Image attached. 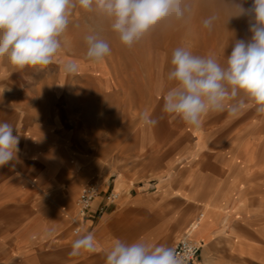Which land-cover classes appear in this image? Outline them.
I'll use <instances>...</instances> for the list:
<instances>
[{
    "label": "rangeland",
    "instance_id": "rangeland-1",
    "mask_svg": "<svg viewBox=\"0 0 264 264\" xmlns=\"http://www.w3.org/2000/svg\"><path fill=\"white\" fill-rule=\"evenodd\" d=\"M221 3L222 0H195L194 14L186 25L158 28L132 49H127L115 34L105 30L103 35L110 44L111 54L100 63L89 62L84 56L83 37L93 19L76 8L63 49L54 63L43 69L19 70L6 59L0 60V107L9 111L17 122L28 125L36 121L37 127L49 126L55 131L63 165L74 166L73 171L65 174L66 182L91 168L90 177L75 193L74 209L87 183L105 184L104 178L112 180L125 174L126 184L122 186L125 192L120 191L123 199L130 189L129 184L137 181L142 167H148L153 172L150 171L149 177H154L155 166L189 161L188 153L195 147L193 142L202 146L198 156L202 163L225 162L232 168L233 194L244 201L243 206L239 204L234 210L244 208V215L234 225L249 229L250 233L246 232L249 241L264 248V166L257 169V178L251 180V163L241 152L245 126L254 119L264 126V119L249 108L237 116H231L227 111L210 113L204 117L201 126L190 127L163 115V101L157 94V84L166 77L176 47H186L198 55H214L223 64L236 40L250 38L249 18L234 17L227 22ZM251 4L252 0H243L245 8ZM213 13H218L220 19L212 30L203 28L202 19ZM70 62L76 63L75 70L68 67ZM145 112L159 118L154 127L142 123L141 115ZM241 115H244L242 120ZM254 132L250 131L247 137H252ZM226 187L220 186L216 190L221 194L216 191L208 200L206 196L210 190L213 194V187L202 184L203 205L196 212L194 223L199 221L201 226L212 209L220 211V200L227 195ZM205 207L210 211L207 212ZM211 224L216 225L213 220ZM71 237L77 236L71 234ZM250 252L252 257L258 258V247ZM230 262L264 264L238 257Z\"/></svg>",
    "mask_w": 264,
    "mask_h": 264
},
{
    "label": "crops",
    "instance_id": "crops-1",
    "mask_svg": "<svg viewBox=\"0 0 264 264\" xmlns=\"http://www.w3.org/2000/svg\"><path fill=\"white\" fill-rule=\"evenodd\" d=\"M0 122L12 124L14 135H19L17 158L0 167V264H105V251L114 238L131 243L142 237L172 247L186 233L201 244L193 264H232L235 257L264 263V248L249 241V229L234 225L244 215V208L234 210L244 201L233 194L232 168L225 162L202 163L198 160L202 146L193 142L195 147L188 153L193 160L189 156L186 162L155 166L154 177H149L153 172L148 167H142L121 202L99 212L102 194L80 220V235L94 230L96 251L69 256L78 237L72 234L73 198L90 177L91 168L66 182L65 174L74 166L63 165L55 131L49 126L37 127L36 121L28 125L17 122L2 107ZM104 180V191L118 189L124 194L125 174ZM202 184L213 187L208 200L220 186H227V195L220 200V211L212 209L193 231L196 212L203 205ZM257 247L259 256L252 257L250 251Z\"/></svg>",
    "mask_w": 264,
    "mask_h": 264
},
{
    "label": "clouds",
    "instance_id": "clouds-1",
    "mask_svg": "<svg viewBox=\"0 0 264 264\" xmlns=\"http://www.w3.org/2000/svg\"><path fill=\"white\" fill-rule=\"evenodd\" d=\"M220 7L227 22L249 18L250 38L236 40L223 64L214 55H198L178 46L172 51L166 77L157 84L162 114L190 127L201 126L210 113L227 111L237 116L249 108L264 119V0H252L248 8L243 0H222ZM76 8L93 19L83 37L84 56L100 63L111 54L105 30L132 49L158 28L186 25L194 14L195 0H0V60L19 70L54 63ZM219 19L213 13L201 23L212 30ZM68 67L75 70L77 65L70 62ZM141 121L154 127L159 118L145 112ZM14 130L12 124L0 122V167L17 158L19 135ZM95 251V236L87 232L73 241L69 256ZM105 264H187V255L142 237L131 243L114 238L105 251Z\"/></svg>",
    "mask_w": 264,
    "mask_h": 264
},
{
    "label": "built area",
    "instance_id": "built-area-1",
    "mask_svg": "<svg viewBox=\"0 0 264 264\" xmlns=\"http://www.w3.org/2000/svg\"><path fill=\"white\" fill-rule=\"evenodd\" d=\"M105 184L98 181H91L87 183L81 190L77 201V213L76 216L71 218L72 234L80 235L81 230V218H83L92 209L94 202L103 194V201L98 206L99 212H104L109 205L115 204L121 197L120 191L115 189H108L104 191ZM187 245V248L185 247ZM172 247L177 249V252L181 255L186 253L187 264H193L197 258L201 244L191 238L188 234H184Z\"/></svg>",
    "mask_w": 264,
    "mask_h": 264
},
{
    "label": "bare ground",
    "instance_id": "bare-ground-1",
    "mask_svg": "<svg viewBox=\"0 0 264 264\" xmlns=\"http://www.w3.org/2000/svg\"><path fill=\"white\" fill-rule=\"evenodd\" d=\"M201 30H203V29H201ZM247 39H249V38L247 37ZM246 110H248V109H246ZM243 111H245V110H243ZM240 117H241L240 119L242 120L244 118V115L243 116L241 115ZM240 119H238V120H240ZM250 131H255V132H254V135L252 134V137L248 138L247 136H248ZM243 136H244V138H243L244 140H243V144L241 147L242 148L241 152L245 153L247 155V159H249V162L251 163V171L249 172L250 173L249 174L250 179L255 180L257 178V174H258L257 169L261 166H264V164H262V163H264V161H262V160H264V156H262L264 154H262L261 156H257V154L260 152L264 153V151H261L262 148H264V126L259 125L258 120L254 119V121L252 120L251 123H248L245 126ZM245 138H247V139H245ZM238 169L239 168L237 166L236 170H238ZM116 190L119 191L118 189H116ZM205 209L207 210V212L210 211V208H208V207H205ZM75 210L77 213V206L76 205H75ZM74 216H76V214ZM201 218H203V215H201ZM198 226H199V221L193 225V227H192L193 231L194 230L196 231ZM187 234L190 236L189 233H187ZM190 237L193 238L192 236H190Z\"/></svg>",
    "mask_w": 264,
    "mask_h": 264
}]
</instances>
